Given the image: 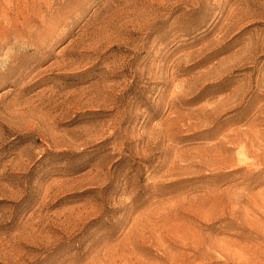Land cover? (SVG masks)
<instances>
[{
	"label": "rangeland",
	"instance_id": "obj_1",
	"mask_svg": "<svg viewBox=\"0 0 264 264\" xmlns=\"http://www.w3.org/2000/svg\"><path fill=\"white\" fill-rule=\"evenodd\" d=\"M0 264H264V0H0Z\"/></svg>",
	"mask_w": 264,
	"mask_h": 264
}]
</instances>
